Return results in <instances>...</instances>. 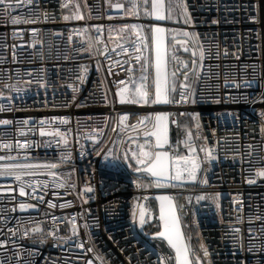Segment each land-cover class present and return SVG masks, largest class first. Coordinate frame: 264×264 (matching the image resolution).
I'll use <instances>...</instances> for the list:
<instances>
[{
	"label": "built area",
	"instance_id": "obj_1",
	"mask_svg": "<svg viewBox=\"0 0 264 264\" xmlns=\"http://www.w3.org/2000/svg\"><path fill=\"white\" fill-rule=\"evenodd\" d=\"M183 2L187 4L191 23L167 20V29L199 34L200 43L212 55H206L201 65L198 52L196 57L192 55L189 59L176 49V55L186 67L176 63L172 60L173 40L168 32L167 67L168 75L170 71L178 75L176 99H179L180 84L185 82L184 73H188L186 83L189 91L196 92L198 103L195 105L121 104L116 95L118 87L134 90L143 83V61L135 59L140 54L136 51L140 47L136 43L137 32L147 33L151 47L150 29L129 28L121 33L120 25L146 26L153 22L151 17H145L144 0H39V6L36 0L32 5L22 0L19 7L9 9L10 14L31 18L34 23L12 25L9 22L5 25L0 20V92H3L0 119L13 121L10 125H0V156L16 157L0 160V164L58 165L54 169L56 176L47 175L43 167H35L33 171L38 174L24 176L21 181L13 176H0V241L4 242L0 244V264H16L17 259L45 264V257L47 264H87L88 260L93 264H157L158 257L162 256H172L171 264H175L173 250L164 241L149 236L160 230L161 221L155 202L144 198L153 195L156 189L137 188L133 183L137 176L154 181L149 173L133 171L136 164L132 152L139 154V145L146 139L144 126L137 123V117L160 110L170 113L167 150L173 158L170 160L173 171L185 165L184 160H175L176 156L195 155L203 160L202 147L210 149L214 157L211 163L202 164L197 181L173 182L181 186L169 184L161 189L175 199L191 257H199L202 264H237L245 255L250 259L264 255L242 253L232 239L234 229L240 228L247 246L249 217H253L251 227L255 234L262 223L255 217L264 215V177L255 175L256 169L264 167V140L260 131L264 101L259 97L264 91L260 87L264 81V9L257 7L261 0ZM61 3H67L68 7L62 9ZM77 3L83 19L65 21L63 16L76 11ZM118 3L123 7L111 6ZM134 4L138 7L134 8ZM3 10L4 5L0 4V12ZM44 11L49 15L47 20ZM129 12H138V15H128ZM251 16L257 19L252 20ZM92 25L102 26V31L98 32ZM109 27L113 29L111 34ZM32 28L37 29V33H32ZM70 33L71 41L68 39ZM90 37L94 41L99 37L100 41L94 44L93 53L80 51L81 47H87ZM96 49L100 55H95ZM225 49L228 56L224 55ZM238 51L239 61L232 55ZM193 59L197 60L195 69ZM245 64L255 65V79L252 67L244 72L239 70L238 65ZM81 76L82 80L78 78ZM232 80L253 82L237 88L231 84ZM118 81L124 83L118 84ZM149 83L154 91L153 65L149 68ZM5 84L15 85L21 91L5 88ZM73 96L76 97L74 101ZM186 111L199 114V135L191 117L177 115ZM125 114L129 118L123 121L124 130L121 131L118 117ZM54 117L57 119L53 120ZM59 117H64L67 123H62ZM24 120H28V124H23ZM171 121H178V124ZM185 124L191 125V141L183 127ZM131 125H136V129ZM57 129L66 134L67 145L56 135ZM147 130L152 131L151 124ZM89 136L96 139H89ZM205 136L207 141L203 139ZM148 139L154 146L153 137ZM17 142L21 145L27 142V147H18ZM4 143L12 146L4 148ZM188 143L195 152L189 151ZM109 149L112 154L107 159L104 154L97 155ZM125 153L129 161L123 160ZM68 154L71 158L60 163ZM129 162L133 168L128 167ZM204 179H207L206 184L200 182ZM249 179L254 183H249ZM73 184L75 188L70 187ZM21 186L25 189L23 196L19 191ZM86 186L93 191L81 195ZM198 196L206 198L197 200ZM143 200L147 209L144 233L137 222ZM20 203L37 206L21 210ZM61 204L65 207L61 208ZM73 218L76 234L71 231ZM17 221L23 225L21 232L36 225L43 232L35 235L30 232L31 239L21 238L19 232L13 235L9 229L20 227ZM49 231H54V236H48L46 243H33L41 235L47 236ZM65 237L68 239H63ZM80 243L84 248L77 247ZM201 245L207 249L208 257L204 256ZM89 248L93 251H88ZM33 249L36 254L30 256L28 253ZM14 252H19L20 257L13 256Z\"/></svg>",
	"mask_w": 264,
	"mask_h": 264
},
{
	"label": "snow or ice",
	"instance_id": "obj_2",
	"mask_svg": "<svg viewBox=\"0 0 264 264\" xmlns=\"http://www.w3.org/2000/svg\"><path fill=\"white\" fill-rule=\"evenodd\" d=\"M26 2L29 5H32L34 0H26ZM22 3V0H0V4L4 5L3 12H0V20L3 21L5 25H7L9 22L12 25H17L21 22L23 23H34L35 21L31 18L28 19H22L18 16H13L10 14L9 9L12 7H19ZM37 6H39V0H36ZM61 8H67V3H61ZM116 8H121L123 5L121 4H115L111 5ZM85 7H89L87 4H85ZM134 8L138 7V5H133ZM258 8L264 9V0H261V3L257 5ZM76 11H74L71 15H64L63 19L65 21H68L70 19H76L80 20L83 19V16L80 13V5L77 3L75 5ZM180 9V13H177L176 9ZM144 13L145 17H155V21L149 23L148 25H138V24H122L120 25V32H124L125 30L131 28L133 30L135 29H144L147 27L151 31V45L154 46L155 51V79H154V91H152V85L149 83V68L152 65V57H151V51L152 48L149 45V37L146 32L141 33L137 32V36L139 39L136 41L140 47L136 49L140 54L135 57L137 62L143 61L141 64V80L143 81L142 84L135 87L134 90L128 89L127 87H118L116 95L119 97V101L121 104L127 103V104H134V105H153V106H159V105H185V104H192L195 105L198 103L196 99V92L195 90L189 91V85L186 83L188 80V73H184L185 82H182L180 84V91H179V99H176V91H177V81H176V72H172L171 74V80H169L167 74L164 72V54H165V34L168 32H171L173 45L171 49V55L172 60L175 61L178 64H182L186 67V64L184 62L180 61V58L176 55V49L179 46L184 47V51L187 52L189 47H192V54L193 57H196L197 52L199 53V61L202 62L205 59V56L208 55L209 57L212 55L211 52H206L204 45L200 43L201 37L197 33H193L184 29H166L165 27L161 26L158 22L159 21H165V20H174L178 19L179 16H183L184 22L186 24L191 23V17L188 15L187 11V4L183 2V0H168L167 4H165V0H151V9L149 10L148 7V0H144ZM128 15L136 14L129 12ZM44 19L47 20L49 18V15L47 11L43 12ZM250 19L256 20V16H251ZM217 21H213V23H216ZM91 27L95 28L98 32L102 31V26L98 25H92ZM84 31H87V29H84ZM113 29L109 27V34ZM32 33H37V29L32 28ZM13 34H16V30L14 29ZM182 34L186 39L180 42L176 41V35ZM68 39L71 41L72 34H69ZM99 37L95 39V41L90 37L87 41V47H81L80 51L88 52L90 54L94 51V44H98ZM103 51L106 53L108 51L107 47L103 49ZM127 51V49H125ZM148 54H145V53ZM101 52L99 49L95 50V55H100ZM217 57L220 55L219 53V46L217 45ZM224 55L228 56L229 52L227 49L224 51ZM232 55L235 56L237 61L240 59V53L239 51L237 53H233ZM65 59H68L67 56H65ZM193 68H196L197 60H192ZM239 70L241 72H244V70L247 67L253 68V79H255V65H238ZM81 68L86 71V68L81 65ZM98 71H99V65H98ZM131 71V69H130ZM109 74L111 73V70H109ZM197 79L200 77L199 71L196 72ZM79 79H83V77H78ZM252 80H241L236 81L232 80L231 84L234 85L237 88L243 87L245 85H251ZM118 84H123L124 81H118ZM225 83H229V81L226 79ZM5 88H15V91L19 92L21 89L16 87L15 85L5 84ZM260 87L264 89V81L261 82ZM3 95V92H0V96ZM259 97L262 101H264V91H261L259 93ZM76 99L75 96H73V101ZM106 99V97H105ZM246 99V98H245ZM216 102H219V99L216 100ZM255 102V101H253ZM79 106V105H78ZM3 108L0 107V111H2ZM178 116H189L191 117V121H194V127L197 129V134L199 135L200 132V123L198 121L199 114L196 112H183V113H177ZM260 115L264 117V110L261 111ZM169 117L170 113L167 111H151L143 116L137 117V123L139 125L144 126L143 135L146 138L144 140L143 144L139 145V154L137 152H132V159L135 160L136 166L133 168V165L131 162L128 163L129 168H133V171L135 173H149L151 177H155L156 179L153 180H146L142 176H137L135 180H133V183L136 185L137 188H152L155 187L157 189L162 187V182L160 178H164L167 180L171 187H179L181 186L180 183H173V182H183V181H192L195 182L198 180L197 172L198 170L202 169V164L204 162L211 163V161L214 159L212 156L211 150L202 147L200 150L205 153L203 160L199 159L197 156H185L180 157L176 156L175 160H184L185 165L183 169H181L179 166L175 167L174 171L169 163L172 157L169 156V153L166 151L159 150L164 144L168 143V123H169ZM128 115H122L118 117V126L121 128V131L124 130L123 121L128 120ZM57 119L56 117L53 118V120ZM60 121L62 123H67V120L64 117H59ZM28 120H24L23 124H28ZM172 123H177L178 121H171ZM13 121L8 119H0V125H10ZM19 123V122H18ZM41 123H44V121H41ZM107 123V121L105 122ZM151 124L152 131L147 130V126ZM133 130L136 129V125L130 126ZM183 127L186 129V135L189 141L192 140V132L190 130L191 125L185 124ZM41 134L44 133V129H40ZM96 131H102L101 129H96ZM215 131V130H213ZM260 131L262 133V140H264V121L261 123ZM56 135L61 136L64 140L65 145H67V139L66 134L61 133L59 129L56 130ZM150 137H155V145H151L150 143ZM89 139L95 140V136H89ZM205 141H207L208 137H203ZM135 142V141H133ZM179 143V142H178ZM12 145L9 143H4V148H10ZM18 147H27V142L24 144H20L17 142ZM147 146V147H146ZM188 148L190 152H195V149L192 147L191 143H188ZM104 154L105 158L107 159V156L109 154H112V150L109 149L107 153L97 152V155ZM70 154L63 156L61 158L60 163L66 162L68 159H70ZM119 158V157H116ZM16 157L11 156H0V160L2 161H8V160H14ZM124 161H129V157L127 153L124 154L123 157ZM144 167H141V166ZM35 167H43L47 170V175L50 176H56V172L54 169L58 167L56 163L51 164H45L42 166H34L30 164H18V163H2L0 164V176H13L17 181H21L22 177L24 176H35L38 173L33 171ZM205 171H207L205 169ZM255 175L257 177H264V167L256 169ZM201 183L206 184L207 179H204L200 181ZM249 183H254L253 180L249 179ZM70 187L75 188V185H70ZM10 191V189H9ZM20 195H25V189L23 186L19 189ZM93 191L92 187L86 186V189L84 193H81V195H86L87 193H91ZM219 196V194H216ZM205 196H198L197 200L205 199ZM42 200V197L40 198ZM145 200L148 199L147 196L144 198ZM157 201H159V220L162 222L161 230L153 233L154 237L164 238L166 239L168 245L171 246L172 249L175 250V264H193V262L189 259V253L190 249L185 245L184 243V236L181 231V222L176 214L175 207L173 204V198L169 195H157L155 197ZM71 203V202H69ZM51 206V202H49ZM37 205L35 204H27V203H20L19 208L21 210L27 209V208H35ZM61 208L65 207L64 204L60 205ZM140 212H139V224L143 227L146 221V212L147 209L144 205H139ZM15 211V208L12 209ZM52 219L55 221L56 217L53 216ZM241 219L238 217V220ZM253 217H249V236H248V243L247 246H245L244 243V237L242 235L240 228H235L234 233L232 234L233 243L237 244L239 246V250L242 253H261L264 254V215H257L255 219L262 221L260 228L258 230V233L254 234V230L251 227V221ZM136 221V214L133 213V222ZM73 227L71 231L76 234L77 233V227L75 225V218L72 219ZM18 224H20L19 221H17ZM23 228V225L20 224V227L16 228L15 230L9 229V232H12L13 235H15L17 232L21 234V238L27 237L31 239L29 233L32 234H38L42 233L43 229L36 225L31 229H24L21 232V229ZM84 229H88L87 223L84 225ZM48 236H54V231H49L47 233V236L41 235L38 241H33V243L39 242L41 245L47 242ZM259 238V242H257V239ZM63 239H68L67 237ZM4 243L3 241H0V244ZM16 241L13 240V244H15ZM77 247L84 248V244L80 243L77 245ZM201 249L204 252V256L208 257L209 253L206 248L201 245ZM21 250L23 252L27 253L26 249H23L21 246ZM88 251H93L92 248L87 249ZM30 256H34L36 254V250L33 249L31 253H28ZM13 256L20 257L19 252H14ZM173 260L172 256L168 257H158L157 264H171ZM48 258L45 257V264H47ZM16 264H34V262L31 259H24L20 260L17 259ZM55 264V262H53ZM87 264H93L92 260H88ZM195 264H202L199 257L196 258ZM237 264H264V255L259 256L255 259H250L247 255H245L244 260H237Z\"/></svg>",
	"mask_w": 264,
	"mask_h": 264
},
{
	"label": "water",
	"instance_id": "obj_3",
	"mask_svg": "<svg viewBox=\"0 0 264 264\" xmlns=\"http://www.w3.org/2000/svg\"><path fill=\"white\" fill-rule=\"evenodd\" d=\"M165 4H166V0H165ZM151 18H152L153 21H155V17H151ZM158 23L161 26H163V27H165L167 29V27H166L167 20H165V21H159ZM150 38H151V31H150ZM183 40L184 39H182V38L181 39H177V42H180V41H183ZM168 46H169V38H168V33H166L165 34V54H164L165 64H164V72L167 74V76H168V67H167ZM151 48H152L151 57H152V61H153V63H152V65H153V82H154V79H155V66H154L155 51H154V46L151 45ZM189 48H190L191 54H192V47L190 46ZM159 106H163V105H159ZM160 111H163V110H160ZM153 140H154V143H155V137H153ZM169 144H170V137L168 136V143L167 144H164L159 150L168 152L167 148L169 147ZM169 156H170V154H169ZM169 163L171 165V161H169ZM153 178H154V180L156 179L155 177H153ZM160 179H161V182H162V187L159 188V189H157V188L154 187V189H156V192L153 195L149 196L148 198H151L155 202V204L157 206V209L159 211V201H157L155 199V197L157 195H169V196H171L173 198V204H174V207H175L176 214L178 215L177 207H176V202H175L174 197L172 195H170L169 193H167V192L161 191V189L163 187L169 185V182L167 180H165L164 178H160ZM140 205H144L145 206V200H143ZM139 212H140V208H139ZM139 212H138V216H137L138 227H139V230L142 233H144L145 232L144 231V228L139 224ZM178 217H179V215H178ZM179 219H180V217H179ZM180 222H181V219H180ZM161 226H162V222H161ZM161 226H160V230H161ZM181 231H182V234L184 236V243L189 248L188 242H187V239H186V235H185V231H184V228H183V225H182V222H181ZM149 236L152 237V238H155V239H160V240L164 241L168 245L166 239H164V238L154 237L153 235H149ZM168 246L171 248L170 245H168ZM172 250H173L174 256H175V250L174 249H172ZM189 259L193 262V264H195L196 259L192 258L191 255H190V253H189Z\"/></svg>",
	"mask_w": 264,
	"mask_h": 264
},
{
	"label": "rangeland",
	"instance_id": "obj_4",
	"mask_svg": "<svg viewBox=\"0 0 264 264\" xmlns=\"http://www.w3.org/2000/svg\"><path fill=\"white\" fill-rule=\"evenodd\" d=\"M168 0H166V4H167ZM150 3V9H151V0L149 1ZM177 13H180L179 11V8L176 9ZM168 21H172V22H184V19H183V16H179L178 19H174V20H168ZM173 34L170 33V36H172ZM176 37H178L179 39H186L182 34H177ZM177 50H179L184 56H186L187 58H191L192 57V54H191V50L190 48L188 49L187 52L184 51V47L183 46H179L177 48ZM171 74H172V71H170L169 75H168V78L169 80H171ZM176 81H177V84H178V75L176 74Z\"/></svg>",
	"mask_w": 264,
	"mask_h": 264
},
{
	"label": "trees",
	"instance_id": "obj_5",
	"mask_svg": "<svg viewBox=\"0 0 264 264\" xmlns=\"http://www.w3.org/2000/svg\"><path fill=\"white\" fill-rule=\"evenodd\" d=\"M169 43H170V39H169Z\"/></svg>",
	"mask_w": 264,
	"mask_h": 264
},
{
	"label": "bare ground",
	"instance_id": "obj_6",
	"mask_svg": "<svg viewBox=\"0 0 264 264\" xmlns=\"http://www.w3.org/2000/svg\"><path fill=\"white\" fill-rule=\"evenodd\" d=\"M154 22V21H153Z\"/></svg>",
	"mask_w": 264,
	"mask_h": 264
}]
</instances>
